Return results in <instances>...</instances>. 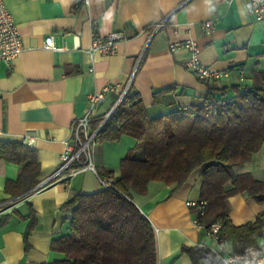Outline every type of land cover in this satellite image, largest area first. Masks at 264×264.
Instances as JSON below:
<instances>
[{
	"label": "crops",
	"instance_id": "crops-1",
	"mask_svg": "<svg viewBox=\"0 0 264 264\" xmlns=\"http://www.w3.org/2000/svg\"><path fill=\"white\" fill-rule=\"evenodd\" d=\"M249 0H4L18 26L23 49L10 64L0 60V141L18 142L36 151L39 175L34 188L18 197L5 190L18 176V166L0 157V264H52L63 256L52 241L68 231L62 205L74 193L101 190L96 174L80 170L54 177L74 118L87 114L90 127L113 111L123 92H137L150 117L186 108L204 95L205 82L186 68L190 52L172 43L193 40L200 62L229 77L209 80L221 85L248 82L264 71V20L247 9ZM163 24L156 28V24ZM210 20L207 31L204 22ZM120 34L112 54H89L92 39ZM52 36L61 50L42 47ZM240 74L243 76L240 79ZM108 90L103 98L90 96ZM168 88V89H166ZM166 89V90H164ZM159 90H164L158 92ZM124 92V93H125ZM155 92H158L154 94ZM135 145L123 135L118 141L97 142L96 173L119 174L120 159ZM232 179L249 174L264 181V143L250 161L230 168ZM47 183L44 187L39 185ZM200 169L178 188L150 181L145 194L131 201L153 231L156 264H223L231 242H218L195 224L197 209L186 202L200 197ZM234 225L253 221L264 210L243 193L228 198ZM264 253V228L256 245ZM188 247L213 254V261L193 260Z\"/></svg>",
	"mask_w": 264,
	"mask_h": 264
},
{
	"label": "trees",
	"instance_id": "trees-1",
	"mask_svg": "<svg viewBox=\"0 0 264 264\" xmlns=\"http://www.w3.org/2000/svg\"><path fill=\"white\" fill-rule=\"evenodd\" d=\"M204 82L203 96L158 117L147 114L137 92L126 90L96 135L99 142L118 141L123 135L135 139L134 147L120 159L118 175L112 170L97 172L111 179L119 192H78L62 205L70 211L63 217L68 231L52 241V251L63 256L52 264H156L152 228L130 200L131 194H145L150 181L178 188L195 169H200L199 199L206 201L204 214L197 216L200 226L207 229L220 222L219 235L230 240L233 254L256 245L264 228V210L253 221L234 225L228 198L243 193L264 204V181L249 174L232 179L230 174V168L250 161L264 143V71L252 72L248 82ZM0 157L19 169L5 190L12 197L30 192L39 175L36 151L0 141ZM186 251L193 260L214 262L213 254L200 247Z\"/></svg>",
	"mask_w": 264,
	"mask_h": 264
},
{
	"label": "built area",
	"instance_id": "built-area-1",
	"mask_svg": "<svg viewBox=\"0 0 264 264\" xmlns=\"http://www.w3.org/2000/svg\"><path fill=\"white\" fill-rule=\"evenodd\" d=\"M87 4L88 0H84ZM247 9L252 13L256 20H264V0H249L247 2ZM163 24V20L156 24V28ZM204 27L208 31L212 22L210 20L204 22ZM120 34L111 32L103 39L94 38L89 47V54H112L115 52L116 41ZM42 47L46 50H61L54 44L52 36H46L43 40ZM184 47L190 52V58L185 62L187 69L191 70L198 79L219 80L229 77L228 70H214L202 64L198 58L199 47L193 40H186L171 44V48ZM23 46L18 32V26L13 19L11 12L6 7L4 0H0V60L10 64L22 51ZM243 76L240 74V79ZM108 90L105 86L101 91L96 92L90 96V102L96 103L103 98V93ZM125 92V91H124ZM124 93L120 96H122ZM121 100V99H120ZM120 102V101H119ZM106 117L99 123V125L92 129L90 127L91 118L87 114H82L71 122L70 125V140L64 143L63 151L59 156V166L54 173V177L65 173L67 177L75 175L80 170H89L98 177L101 189L113 190L119 192L111 179H105L98 176L93 162L94 146L98 142L96 135L105 121ZM47 183H42L39 188L44 187ZM187 206H192L197 209V216H202L205 212L206 201L197 199L186 202ZM4 204H0V215L4 210ZM196 225H200L198 219L194 221ZM221 228L220 222H213L206 229L208 236L215 239L220 248L223 244V239L219 235ZM223 264H264V253L257 246H247L240 253H228L221 258Z\"/></svg>",
	"mask_w": 264,
	"mask_h": 264
},
{
	"label": "water",
	"instance_id": "water-1",
	"mask_svg": "<svg viewBox=\"0 0 264 264\" xmlns=\"http://www.w3.org/2000/svg\"><path fill=\"white\" fill-rule=\"evenodd\" d=\"M124 93V92H123ZM121 97L119 98V100L117 101L116 105L119 103ZM112 111H110L108 114H107V117L109 116V114L111 113Z\"/></svg>",
	"mask_w": 264,
	"mask_h": 264
}]
</instances>
